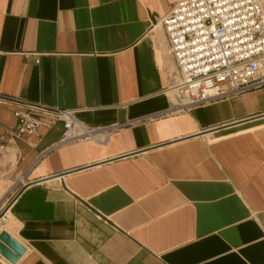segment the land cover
<instances>
[{
  "label": "crops",
  "instance_id": "crops-1",
  "mask_svg": "<svg viewBox=\"0 0 264 264\" xmlns=\"http://www.w3.org/2000/svg\"><path fill=\"white\" fill-rule=\"evenodd\" d=\"M177 1L0 0V94L97 130L0 103V264H264V87L179 108Z\"/></svg>",
  "mask_w": 264,
  "mask_h": 264
},
{
  "label": "built area",
  "instance_id": "built-area-1",
  "mask_svg": "<svg viewBox=\"0 0 264 264\" xmlns=\"http://www.w3.org/2000/svg\"><path fill=\"white\" fill-rule=\"evenodd\" d=\"M161 22L180 75L174 87L179 108L264 87L261 0H179ZM0 103L16 105L17 137L35 132L47 116L64 122L62 142L97 133L81 124L68 108L1 94ZM16 196L12 187L9 196L0 200V234Z\"/></svg>",
  "mask_w": 264,
  "mask_h": 264
},
{
  "label": "water",
  "instance_id": "water-1",
  "mask_svg": "<svg viewBox=\"0 0 264 264\" xmlns=\"http://www.w3.org/2000/svg\"><path fill=\"white\" fill-rule=\"evenodd\" d=\"M2 234L0 235V237L2 238ZM9 242V244L12 246V242H10V241H8ZM5 246L4 245H2V246H0V251L1 252H3V251H5ZM24 249H23V247L20 245V244H18L17 243V245H16V247H15V251L18 253L17 255H15L14 254V252H10V254H6V255H10V256H8V258L12 261V263H15L16 261H17V259L21 256V255H19L20 253H22V251H23ZM4 253V252H3Z\"/></svg>",
  "mask_w": 264,
  "mask_h": 264
},
{
  "label": "bare ground",
  "instance_id": "bare-ground-1",
  "mask_svg": "<svg viewBox=\"0 0 264 264\" xmlns=\"http://www.w3.org/2000/svg\"><path fill=\"white\" fill-rule=\"evenodd\" d=\"M261 2H262V1H261ZM262 3H263V2H262ZM263 5H264V4H263ZM9 211H10V210H9ZM9 211H8L7 214H6V220H7V221H8V218H9V217H8V213H9ZM4 232H6V231H5V228L2 230L1 234H2V235L5 234ZM1 234H0V235H1Z\"/></svg>",
  "mask_w": 264,
  "mask_h": 264
},
{
  "label": "rangeland",
  "instance_id": "rangeland-1",
  "mask_svg": "<svg viewBox=\"0 0 264 264\" xmlns=\"http://www.w3.org/2000/svg\"><path fill=\"white\" fill-rule=\"evenodd\" d=\"M263 2V0H261ZM264 4V3H263ZM8 220L11 222V217L9 216ZM11 225V224H10Z\"/></svg>",
  "mask_w": 264,
  "mask_h": 264
}]
</instances>
